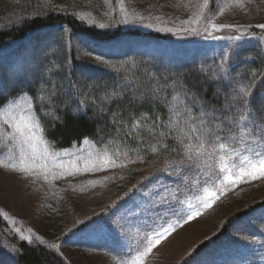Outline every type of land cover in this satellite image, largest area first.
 <instances>
[{"label": "rangeland", "instance_id": "rangeland-1", "mask_svg": "<svg viewBox=\"0 0 264 264\" xmlns=\"http://www.w3.org/2000/svg\"><path fill=\"white\" fill-rule=\"evenodd\" d=\"M51 1L105 27L144 25L167 33H190L186 41L123 39L104 46L153 49L173 58L203 54L227 62L232 43L224 33L214 32L231 29L239 41L255 22H264V0ZM259 9L263 15L257 19ZM62 31L65 36L56 42L60 47L69 35ZM202 32L208 36L201 38ZM45 34L37 31L0 50V91L19 83L25 74L41 70L42 81L49 77L54 68L45 58L55 43L49 49L53 39ZM77 43L87 46L79 39ZM57 94L53 87L52 96L43 99L52 100ZM21 118L35 126L36 153L16 130ZM257 152L264 154V135L249 130L231 139L203 137L185 160L139 163V174L128 184V158H117L88 141L71 150H53L42 136L32 101L22 95L0 112V209L8 224L6 229L0 227V264H18L15 237L44 244L72 264H134L150 242L155 247L144 264H181L219 230L246 195L264 196V178L246 176L231 184L224 180L228 173L220 172L227 163L236 165L232 174L239 175L241 159L256 161ZM21 159L29 171L20 170ZM205 188L216 193L211 206L204 205ZM238 221L222 242H208L188 264H264V208Z\"/></svg>", "mask_w": 264, "mask_h": 264}, {"label": "trees", "instance_id": "trees-1", "mask_svg": "<svg viewBox=\"0 0 264 264\" xmlns=\"http://www.w3.org/2000/svg\"><path fill=\"white\" fill-rule=\"evenodd\" d=\"M262 15L259 9L257 19ZM262 25L255 22L239 41L231 29L214 32L215 36L224 33L232 43L227 62L203 54L173 58L153 49L104 46L123 39L186 41L190 33H167L144 25L105 27L74 11L61 10L51 0H0V50L42 30L44 37L53 39L49 49L55 43L53 53L45 58L54 68L47 67L49 77L42 81L41 70L32 72L0 91V112L26 95L53 150H71L88 141L117 158H128L131 166L125 169V179L129 184L139 174V163L153 166L174 158L185 160L203 137L231 139L246 130L264 135ZM62 30L69 35L67 44L60 47L56 42L65 36ZM202 33L201 38L208 36ZM78 39L87 46H80ZM53 87L58 94L46 101L43 98L52 96ZM244 198L219 230L181 264L191 262L210 243L222 242L241 217L264 208V196ZM7 226L0 209V227ZM15 242L18 264H72L39 242L19 237Z\"/></svg>", "mask_w": 264, "mask_h": 264}, {"label": "snow or ice", "instance_id": "snow-or-ice-1", "mask_svg": "<svg viewBox=\"0 0 264 264\" xmlns=\"http://www.w3.org/2000/svg\"><path fill=\"white\" fill-rule=\"evenodd\" d=\"M213 27H216V25H213ZM264 27V25H262ZM34 125H31L25 121H23V118H21V122L16 125V130L22 137H26V142L29 144V148L32 150L33 153H36V141L38 138L35 136L32 129L34 128ZM225 146L223 144L220 145V148L223 149ZM259 159L256 161H253L248 156H245L241 159L240 165L238 166L239 175H233L232 174V168L237 167L236 165H232L231 167L227 163H223L224 157H221V161L223 163V166L220 168V172L224 173L227 172L228 174L224 176V180L227 183L235 184L243 179V177H251L252 179H258V178H264V154H261L259 152L255 153ZM35 156L32 157L34 159ZM21 171H29L30 169L25 166V159H21ZM45 167L46 166H42ZM246 169H251L250 171ZM204 192L207 194L206 198L204 199V205L205 206H211V200L215 198L216 193L210 192L208 188L204 189ZM189 207H192L191 204H189ZM171 227V226H169ZM169 229H165L164 231L167 232ZM160 234H157L156 236V242H159ZM155 247L154 243H149L148 246L145 248L143 252H140L137 254V257L134 261V264H144V257L149 254L152 250V248Z\"/></svg>", "mask_w": 264, "mask_h": 264}]
</instances>
